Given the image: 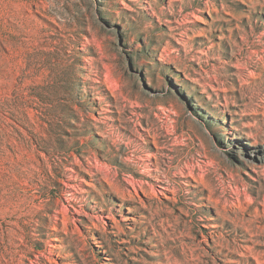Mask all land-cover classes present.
Instances as JSON below:
<instances>
[{"label": "rangeland", "instance_id": "1", "mask_svg": "<svg viewBox=\"0 0 264 264\" xmlns=\"http://www.w3.org/2000/svg\"><path fill=\"white\" fill-rule=\"evenodd\" d=\"M0 264H264V0H0Z\"/></svg>", "mask_w": 264, "mask_h": 264}]
</instances>
